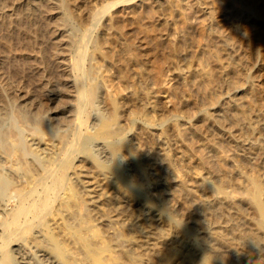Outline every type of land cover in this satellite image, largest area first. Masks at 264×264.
<instances>
[{
	"label": "rangeland",
	"instance_id": "374dc122",
	"mask_svg": "<svg viewBox=\"0 0 264 264\" xmlns=\"http://www.w3.org/2000/svg\"><path fill=\"white\" fill-rule=\"evenodd\" d=\"M117 1L120 0H0V116H6L4 122L6 127H10L11 111L26 115L23 128L27 127L25 134L29 143L33 137V126L40 117L48 124L60 127V130L66 128L69 120L82 119L84 130H90L95 117L109 119L111 116V106L106 98L107 91L111 89L103 81L106 78L110 83L112 78V91L124 115L121 124L115 127L122 128L120 136L129 141L146 168V177H149L152 187L149 193L153 195L164 188L161 199L165 197L163 202L169 206L167 210L183 219L186 226L192 225L202 244L211 248L218 245L214 248L220 250L228 263L247 264L248 248L252 246L257 252L259 244L263 243V236H255L250 229L258 214L246 201L238 210L233 208L225 196L236 187L237 194H244L243 191L250 189V179L254 176H262L264 181V0H125L103 11L109 3ZM94 40L100 45V55L93 59L89 53ZM80 50L85 55L81 58H85L82 69L87 72L86 81L96 86L93 102L82 110L84 115L82 111L75 112L74 107V83L78 77L74 67ZM107 75L110 79L105 77ZM67 135L60 145L63 149L76 142L73 132L69 134L68 131ZM38 136H35L37 140ZM78 148L72 154L73 163L68 169L71 178L63 179L62 183L48 181L50 186L39 179L41 169L33 164L31 155L22 156V152L17 150L12 161H7L0 153L4 163L0 169L16 188L12 190L13 195L7 196L5 203L0 201V216L8 217V213L17 209L23 200L21 191L36 188L35 197L29 201H43L48 204L47 208L51 203L50 210L43 214L44 225L41 227H37L32 214L19 217L18 223L23 226V221L30 222L29 227H21L19 237H13L9 246H3L0 239V254L9 249L13 252L20 245L29 251L34 241L41 240L36 233L48 229V222L52 229L60 220L76 226V217L81 213L85 214L86 221L92 220L97 224L102 235L113 233V227L106 224V213H103L104 197L97 200L102 206L93 209V201L80 182L83 174L91 173L92 168ZM91 149L100 159L108 162L116 159L126 173H132V159L125 151L105 156L107 150L99 141ZM19 158L23 161L21 164ZM25 173H28L29 180L24 185L18 180L27 178ZM44 185L46 190L49 188L48 192ZM24 186L25 190L20 191ZM51 187L54 189L50 192ZM68 188L81 196L79 199L85 206L79 208L80 212L72 214L70 209L61 206L63 193H67ZM49 196L53 197L48 201ZM195 203L203 204L200 214L191 213ZM112 213L110 215H114ZM220 222L226 227L217 229L220 232L216 237L212 232L216 228L210 226H217ZM115 223L118 224L117 221ZM155 224L162 225L158 221ZM54 229L57 235L63 234L59 237L65 245L74 249V241L59 229ZM240 234L244 235V240H240ZM179 240L184 242L181 237L172 247L165 245L160 255H152L151 264L173 260V253H170L173 248L181 249ZM35 247H31L32 254L34 257L37 254L40 264H58ZM15 254L18 253H12L14 264H23ZM164 255H168V259ZM198 262L191 264H201Z\"/></svg>",
	"mask_w": 264,
	"mask_h": 264
},
{
	"label": "bare ground",
	"instance_id": "6f19581e",
	"mask_svg": "<svg viewBox=\"0 0 264 264\" xmlns=\"http://www.w3.org/2000/svg\"><path fill=\"white\" fill-rule=\"evenodd\" d=\"M22 1H27V0H22ZM123 1H125V0L117 1L114 4L109 3L106 7H104L103 11L106 10V8L113 7L114 5H116L120 2H123ZM64 6H65V3H64ZM103 11H102V13H103ZM100 16H101V14H100ZM97 17H98V15H97ZM88 35H89V33H88ZM84 37H86V36H84ZM80 52H81V50H80ZM89 55L93 59L97 58L100 55V45L95 40L92 44L91 52L89 53ZM83 56H85V55L81 52L80 57L76 61L75 67H74V69H76V71L78 72V77L76 79V82L74 81L75 82L74 83L75 88H76L75 89L76 93H74L75 97H76V99H75L76 103L74 105L75 112H76V110L82 111L83 109L86 108V106L90 105L93 102L94 96L96 93L95 92V88H96L95 84H89L86 81V79H87L86 73L87 72H84L82 69V65H83L82 61L85 59V58H83V59L81 58ZM86 56H87V54H86ZM97 67H98V65H97ZM43 70H44V68H43ZM45 75H46V73H45ZM25 77H26V75H25ZM105 77H108V75ZM108 78L110 79V77H108ZM111 80H112V78H111ZM111 80H110V83H108V79H106V78L103 81L106 84V86L109 87V89H111V90H108L106 93V98H107V100H109L108 102L110 103L109 105L111 106L110 107L111 111H112L111 116L109 119L103 118L102 116H100V118L95 117L94 120L92 119L93 125H92V129H90V130H86V131L84 130V121L82 119L78 120V118H77L78 121L71 119V121L69 120V123L66 124L67 125L66 128H64L63 130H60V127L52 126V125L48 124L44 120V118L40 119L41 118L40 117L39 119L36 120V123L33 126V132H32L33 137H32L31 143H29L27 140L26 134H25V129H27V127L23 128V124L25 123V119L27 118L26 115L22 114L19 111H15V112L11 111V116L9 117V121H8V122H10V127H6V123L4 122L6 119V116H2V117H4V120H2L3 118L0 116V119H1V121H0V124H1V126H0V153H1V155L2 154L5 155V158H7V161H10V160L12 161V159H13L12 156H14V154H16L15 152L17 150L22 152V156H23V154H24V156L31 155L32 156L31 160H32L33 164L40 167V169H41V175H40L39 179L42 178V181L44 183L47 182V184H48V181L53 182V180L55 182L60 181L62 183L63 179L68 180L71 178V177H69L70 173L68 175V169L72 166V163H73L72 154L74 153V151L77 152V148L79 147L80 150H78V152L81 151L82 154L88 158L90 166L92 168L91 173H87L88 172L87 171L86 173L83 174L84 178H80L81 179L80 182L84 185L83 186L84 189L90 195L91 200L93 201V205H94L93 209L96 210L102 206V203L100 201H97V200L103 199L102 197H104V204L105 205L103 207L104 208L103 213H106V220H107L106 224L108 226L111 225V227H113V233L110 234L111 232L110 233L108 232L109 234L104 236V235H102L103 232L101 233V229L97 226V224H95V222H93L92 220L86 221V219H84L83 215L85 216V214H83V215H82V213L78 214L79 216L76 217L77 218L76 226H70V224H68L67 222L60 220V222H58L56 226L54 225L55 227H53V229L54 228L57 230L59 229V231H61L62 233H64V235L69 237V239L74 241L75 244L74 243L73 244L76 246L74 247V249H71V247H68L67 245H65V243L63 242V239L61 240V238L59 237L61 235L63 236V234L57 235L56 233H54L53 229L50 228L52 225L51 226L48 225V223H49L48 222L47 226H46L48 229H46V230L43 229V231L41 229V231H40L41 233L40 232L36 233V234L40 235L41 240L39 242L34 241L35 243H32V245L30 244L31 246H30V250L28 249L29 251H27L26 248L22 247L21 245L17 246L16 248L14 247L15 249L13 252L18 253V255L17 254H15V255H17L18 257L21 258V263H23V264H40L38 262L37 254L36 255L34 254L35 257H37V260L32 254L33 248L31 249V247L34 245V246L41 249V250L39 249L38 251H41L44 254H48L58 264H86L88 262L91 264H146L151 259L152 255H155V254L160 255L161 251H162L161 249L165 248V245L169 244L171 246L173 243H175L176 240H178L182 237L184 242L182 243L181 240H179L180 244H181V246L180 245L179 246L181 247V249L180 248H173V249L171 248L173 252L170 251L171 252L170 254L173 253L172 254L174 256L173 260H175V261L170 259L171 261L168 262V260H166V262L163 261V263L165 262V264H172V263H176V264H187L188 263V264H191V263H197V261L199 260L201 262V264H236L235 262L228 263V262L224 261L222 255L219 252L220 250L218 251L217 248H214L218 245L214 244L216 246L211 248L212 246L207 247L206 245H204V243L202 244L200 241L201 239L199 240V237H197L198 235H196L195 230L191 227L192 225L190 226V224H189V227L186 226L187 223H185L186 224L185 225L182 222L183 219H180L176 215L178 217V219H177L176 216L173 215V213L170 210H167L169 208V206L164 204L166 202H163V201H166V199H164L165 197L163 198V200L161 199V196L163 193L162 191L164 190V188H162V190H160V192H155L153 195H151L149 193V190L151 187V182L149 181V177L148 178L146 177L148 175L146 173V168L142 165L140 159L137 158V155L135 154V150H134L133 146L129 143V141L126 140L124 137L120 136V134H122L120 131L122 128H120L119 126L115 127V125L121 124V122H122L121 120H122L124 115L122 113V108L119 105L120 102L118 101V98L114 97V93L112 91L113 86L111 84L112 83ZM46 81H48V80H46ZM22 82H24V81H22ZM27 82H28V80H27ZM18 84L20 85V83H18ZM142 85H144V84H142ZM210 85L211 84H209V87H210ZM144 87H145V85H144ZM146 93H147V96L150 97V93L148 91ZM40 94H42V93L40 92ZM150 100H151V97H150ZM4 102H6V101H4ZM21 104H22V102H21ZM13 107H15V106H13ZM20 107H21V105H20ZM37 107H40V106H37ZM39 113L41 114L42 112L39 111ZM39 113H38V115H39ZM82 114L84 115L83 111H82ZM82 114H81V117H83ZM32 116L33 115L31 114V118H32ZM31 118H29V120ZM83 119H85V118H83ZM50 122L51 121H49V123ZM51 124H52V122H51ZM73 126H74V128H73ZM120 126H122V125H120ZM55 127H57V128H55ZM117 127L120 129H118ZM71 128L73 129V131L72 130L71 131L73 132V134L75 136L76 142L74 141V144L71 147L67 146L68 148L63 149V146H60V145L64 140H66V138L68 136L67 132L69 131V134L72 133L70 131ZM27 131H29V130H27ZM31 131H32V125H31ZM35 134L39 135L37 137L38 140L36 139ZM98 141L101 142V144L103 145V148H105V150H107V153H105V156H108L110 153L116 154V152L119 150H123L126 153H128L130 155V158L132 159V168H130L132 170V173L131 174L126 173L124 168L121 166V164H119V162L116 159L111 160L110 159L111 157H109V159L111 161L108 162V161H106L107 160L106 157H105L106 160H102L99 158L100 156L98 157L97 155H95L91 148H92V145ZM167 151L170 152L171 150H167ZM59 158H60V160L57 161ZM18 161H20V164H21V162H23V161H21L20 158ZM56 162H58V163L56 166H54V164ZM79 164L80 163H78V165ZM3 165H4V163H3L2 157H0V168ZM19 166L21 168V165H19ZM14 167H15V165H14ZM14 167H12V168H14ZM78 168H80V167H78ZM24 172L23 173L21 172V174H24ZM79 173H81V171ZM25 174L27 175V178L23 177V178H19V180H18L19 182H21L23 184L28 183V180H29L28 179L29 178L28 173H25ZM79 176L81 177V175H79ZM164 176H165V173H164ZM32 177H33V175H32ZM250 181H251V186L249 185L250 189H247L246 191H243V192H242V190L240 191L242 193L245 192L244 194H237L239 191L238 192L236 191V188H237L236 187V188H234V190H232V193H227L225 197L227 198V200L229 199L230 204L233 206V208H235L237 210H238V208L242 207V205L245 201H246V203L249 204V206H251L252 208L255 209V211L258 214V218L255 216L257 220L253 221L252 225L250 224L251 225L250 229H252V233H254L255 236H260V235L263 236V243L262 244L264 246V190H263L264 189V181L262 179V176H261V178L259 176H254L250 179ZM70 184H69V186H70ZM53 185H54V183H53ZM48 186H50V185L48 184ZM51 186H52V184H51ZM44 187H45V185H44ZM247 187H248V185H247ZM24 188H25V186L21 187L20 191L23 190ZM52 188L53 187H51L50 192H51ZM14 189H16V188H15V186H13L9 177L6 175L4 170L0 169V201L5 203L7 200V196L10 195L12 193V190L14 191ZM35 189L36 188H33L32 190H30L31 192L30 191H27V192L21 191L20 197H22L23 200L21 199L22 202L20 203V205H18L17 209L13 212L8 213V215H9L8 217L7 216L6 217L0 216V230H1L0 239L2 240L1 243L3 244V246H9L10 243H12V241H13L12 238L13 237L18 238L19 232L22 231L21 229L23 227L29 225L30 222L23 221L25 224H23V226H21L19 224L21 222L18 223V221H17V219H19V217L20 218L22 216H25V217L29 216L30 217V214H32L33 218L37 221V227L38 226L41 227L44 225V223L42 222L43 221L42 218H44L43 214H44L45 210L49 209V206L51 205V203L47 208V206H46L47 203H45L43 201L41 203H38V201L37 202L29 201L35 197L34 196V190ZM44 189L46 190V187ZM151 189H152V187H151ZM48 190H49V188H48ZM48 190H46V191L48 192ZM68 190L69 191L67 193H65V194L63 193L64 200L61 202V206L67 207V209L68 210L70 209V211H72V214H74L75 212L79 211V208H81L82 206H85V205L81 204V201H83L82 199H79L81 196H79L76 193L74 194V192L72 191V188H68ZM237 190H239V189H237ZM46 191H45V193H46ZM54 191H56V189L53 190V194H54ZM234 191L236 194H234ZM11 195H13V194H11ZM203 195H204V193H203ZM212 195L217 197V194H212ZM50 197H53V196H49V199L48 198H46V199H48V201H49ZM211 198H212V196H211ZM41 199H42V197H41ZM215 199L213 198L214 201H218ZM43 200H45V199H43ZM170 200H172V199H170ZM246 203H245V205H247ZM167 206H168V208H166ZM202 206H203V204L195 203L194 205H192V209H191L192 212L191 213L194 212V213L200 214L201 213L200 209L202 208ZM83 209H84V207H83ZM66 211L64 210V212H66ZM4 212H5V210H4ZM112 212H114V213H112ZM235 212H237V211H235ZM245 212L243 211V213H245ZM111 213L114 215H110ZM98 214H100V213H98ZM218 214H219V212H218ZM75 215H77V214H75ZM220 215L223 216V214H220ZM240 215L241 214H239V216ZM227 217H228V215H227ZM104 218H105V216H104ZM34 219H31V220H34ZM229 219H232V218H229ZM244 219H243V221H244ZM70 221L72 222V220H70ZM116 221L118 223L117 225L115 223ZM157 221L159 222V224L161 223L163 225V226L161 225L162 228L159 227L160 225L157 224L158 225L157 226L155 224V223H157ZM236 221H235V224H236ZM200 223H201V221H200ZM228 223L230 224V222H228ZM201 224H203V223H201ZM229 224L226 223V225H228V226H229ZM233 224H234V222H233ZM114 225H116V226H114ZM244 225H245V222H244ZM108 226H106L104 228H107ZM239 226L241 227L240 223H239ZM34 227H35V225H34ZM210 227L216 228L215 231L212 230V232H214V235H215L217 232H220V231H217V229H219V228L221 229L222 227H226V226L222 225V223L220 222L219 224H217V226H210ZM195 228H197V227H195ZM247 232L250 235V232L249 231H247ZM208 233H210V232L208 231ZM222 234H223V231L221 232V235ZM241 234H240V237H241L240 240H242L243 236H244ZM21 235L23 236V234H21ZM207 235H208L207 237L210 236L209 234H207ZM214 235L212 237H214ZM221 235H220V237H221ZM245 235H246V233H245ZM216 237H217V234H216ZM245 237L247 238V235ZM252 237H254V236H252ZM204 238H206V237H203V239ZM35 239L37 240V238H35ZM205 240L206 239H204V242H207ZM211 240H208V241H211ZM214 241H215V239H214ZM218 241L222 242V239L218 238ZM251 241H255V240L251 239ZM216 242H217V240H216ZM257 242L259 243L260 241L257 240ZM209 243H211V242H209ZM217 243H219V242H217ZM14 244H17V243H14ZM262 244H261V246H262ZM208 246H210V245H208ZM256 246H257V244H256ZM261 246L259 244V246H258L259 248L257 247L258 251L256 252V251H254L252 246L249 247V245H248L249 250H247V256H246V259L248 262L247 264H249V261L251 264H264V247L261 248ZM36 247H35V250L37 249ZM244 247L246 249V246H244ZM251 247H252V249H251ZM2 249L6 250V248H2ZM220 249H221V247H220ZM164 250H166V249H164ZM184 250H186V251L184 252ZM13 252H12V250L9 249L7 251H4L2 254H0V264H14L15 263L14 262V256L12 255ZM37 253H40V252H37ZM102 253H104V254H102ZM167 256H165V258L168 259ZM155 257H156V255H155ZM181 257L184 258V259L182 258V261H181ZM242 257H245V256L242 255ZM186 259H189V261L187 262ZM153 260H156V259L153 258ZM242 260H243V258H242ZM244 260H245V258H244ZM17 261H18V259H17ZM34 262H36V263H34ZM151 262L149 261L150 264H151ZM200 262H198V263H200ZM237 264H238V262H237Z\"/></svg>",
	"mask_w": 264,
	"mask_h": 264
}]
</instances>
